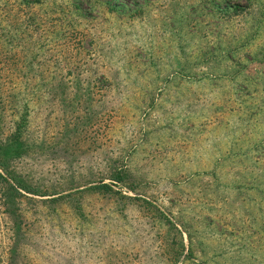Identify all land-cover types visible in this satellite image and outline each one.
<instances>
[{
	"label": "rangeland",
	"instance_id": "1",
	"mask_svg": "<svg viewBox=\"0 0 264 264\" xmlns=\"http://www.w3.org/2000/svg\"><path fill=\"white\" fill-rule=\"evenodd\" d=\"M0 156V264H264V0H0Z\"/></svg>",
	"mask_w": 264,
	"mask_h": 264
},
{
	"label": "trees",
	"instance_id": "2",
	"mask_svg": "<svg viewBox=\"0 0 264 264\" xmlns=\"http://www.w3.org/2000/svg\"><path fill=\"white\" fill-rule=\"evenodd\" d=\"M13 142H14V146H11L10 149H12V148L17 149L22 144L20 139H18V137L14 138ZM0 168H3L5 170L7 169L5 161H4V159L1 156H0ZM121 178H122V176L120 175V173L115 175V179L120 180ZM0 179L6 183V178L4 177V175L2 173H0ZM17 184H18V186L20 188L24 189L25 191H29L30 192L31 189L28 188L27 186H25V185H23L22 183H19V182H17ZM7 185L9 187H11V189H13L16 193H19V191L16 188H13V186L10 183H8ZM108 188H109V186L107 184L101 183V184L92 185L89 189L106 190ZM56 199H58V198L57 197H53L52 198V200H56Z\"/></svg>",
	"mask_w": 264,
	"mask_h": 264
}]
</instances>
